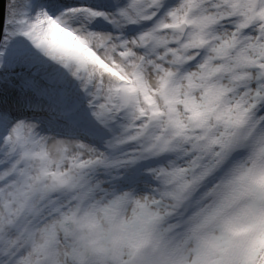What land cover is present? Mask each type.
<instances>
[{
    "label": "snow or ice",
    "instance_id": "snow-or-ice-1",
    "mask_svg": "<svg viewBox=\"0 0 264 264\" xmlns=\"http://www.w3.org/2000/svg\"><path fill=\"white\" fill-rule=\"evenodd\" d=\"M0 264H264V0H7Z\"/></svg>",
    "mask_w": 264,
    "mask_h": 264
},
{
    "label": "water",
    "instance_id": "water-1",
    "mask_svg": "<svg viewBox=\"0 0 264 264\" xmlns=\"http://www.w3.org/2000/svg\"><path fill=\"white\" fill-rule=\"evenodd\" d=\"M6 2H7V0H0V28H2V26H3Z\"/></svg>",
    "mask_w": 264,
    "mask_h": 264
},
{
    "label": "rangeland",
    "instance_id": "rangeland-1",
    "mask_svg": "<svg viewBox=\"0 0 264 264\" xmlns=\"http://www.w3.org/2000/svg\"><path fill=\"white\" fill-rule=\"evenodd\" d=\"M65 4H77V3H95L96 0H63ZM131 213L129 212V215Z\"/></svg>",
    "mask_w": 264,
    "mask_h": 264
}]
</instances>
